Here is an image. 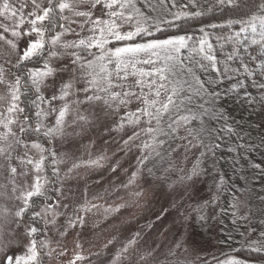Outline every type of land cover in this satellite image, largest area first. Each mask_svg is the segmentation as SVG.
<instances>
[{
  "label": "snow or ice",
  "instance_id": "6c2138e0",
  "mask_svg": "<svg viewBox=\"0 0 264 264\" xmlns=\"http://www.w3.org/2000/svg\"><path fill=\"white\" fill-rule=\"evenodd\" d=\"M214 11L225 14V24L209 26L220 34L201 27L196 35L184 27ZM230 98L250 111L264 109V0H0V264H44L53 253L59 259L67 249L56 252L51 245L83 230L90 214L102 208L107 219L127 207L87 197L73 201L66 186L73 172L101 168L107 158L74 160L57 143L62 147L81 135L84 125L111 121L106 130L123 134L125 154L140 153L120 188L138 181L169 188L194 184L206 174L203 165L215 156L216 141L235 132L224 107ZM224 183L221 176L217 188ZM129 195L138 203L145 189ZM101 198L98 193L92 200ZM234 200L235 214L240 201ZM208 204L177 211L185 223L206 222ZM21 236L27 238L23 251L10 252ZM141 240L137 231L119 241L110 264H208L190 258L187 238L144 249ZM116 242L109 240L105 249ZM254 243L256 250L264 248V241ZM90 256L77 252L67 264H83ZM221 264L245 262L230 258Z\"/></svg>",
  "mask_w": 264,
  "mask_h": 264
},
{
  "label": "rangeland",
  "instance_id": "374dc122",
  "mask_svg": "<svg viewBox=\"0 0 264 264\" xmlns=\"http://www.w3.org/2000/svg\"><path fill=\"white\" fill-rule=\"evenodd\" d=\"M43 91L46 96L50 95L47 89ZM258 108L261 109L259 106ZM261 111L264 117V109ZM111 126V121L103 119L91 126L84 125L81 135L73 137L62 147L57 143V150L68 153L74 160L86 161L99 156L107 158L102 162L104 166L101 168L81 167L73 172V179L66 185L72 189L70 195L73 201L82 202L87 197L92 203L104 206L112 205L113 207L126 204L127 207L121 208L118 213L107 214V219H105L106 214L102 208L98 212L90 214L83 230L77 228L69 231L66 236L60 238L58 244L54 242L51 245L56 249V252L66 248V254L57 259L53 253L51 259L45 258L44 264H67V261L71 260L77 252H82L86 257H89L90 254L100 253L99 256L91 255L90 260L83 264H110L112 255L120 247L119 241L137 231L142 236L139 245L141 249L149 246L155 247L157 244L166 246L174 238H187L191 259L200 257L207 261L212 260L218 254L219 226H221V216L226 211L220 205L222 187L218 189L216 185L221 174L214 157L211 155L207 157L203 165L207 170L206 174H202L194 184L191 182L177 183L173 188H169L166 183L145 184L143 181H138L136 187L126 190L119 186L127 183L131 172L136 169V157L140 153L133 149L125 154L122 143L123 134L107 131L106 129ZM260 127L264 131V123ZM123 138L127 137L123 136ZM195 155H199V153L196 152ZM188 160V167H190L193 153L188 154ZM176 162L178 165L180 164L178 158ZM116 164L119 165L117 170L111 171V167ZM66 167L67 165L62 166V169H66ZM179 175V172L174 173L171 180H177ZM140 187L145 189V195L139 199L138 203H135V197L130 196L129 193L138 191ZM113 189L118 190L113 191ZM105 190L110 195H103ZM243 190H245L243 195H240L237 190L229 195V209L233 218L244 216L249 210V205L255 202L253 192H249L247 187ZM98 193L102 195V198L92 200V197ZM234 196H238L240 201L235 214L232 207L235 203ZM213 198H215L214 203L212 202ZM205 201L209 202L204 212V215L208 217L206 222L199 220L190 223L183 222L177 207L200 204ZM149 224L151 227H148ZM20 231L22 233L23 229ZM81 231L82 234H80ZM114 237L117 242L105 249L104 245ZM25 243H27V238L21 236L20 246H14L9 251L18 254L23 251ZM77 243L81 244L82 248H77ZM4 255L5 252L0 251V261ZM76 264H82V262L77 261Z\"/></svg>",
  "mask_w": 264,
  "mask_h": 264
},
{
  "label": "trees",
  "instance_id": "16d2710c",
  "mask_svg": "<svg viewBox=\"0 0 264 264\" xmlns=\"http://www.w3.org/2000/svg\"><path fill=\"white\" fill-rule=\"evenodd\" d=\"M178 2L183 4L187 0H178ZM199 2L204 5L208 0H199ZM224 15L220 11L206 12L203 16L189 19L184 27L188 32L196 35H199L201 27L211 31L213 35L220 34L222 29H211L209 26L225 24ZM171 31L174 30H168ZM165 34L167 33L157 35ZM224 107L232 118L230 123L235 132L231 135L223 133L224 138L216 141L219 147L215 149L213 157L225 181L220 194V205L226 211L221 216V226H219L218 254L212 257L208 264H221L230 258L244 261L245 264H264V248L256 250L259 244L254 243L264 241V237L261 236V233H264V199H260L264 197V171H262L264 170V131L260 127L264 123V117L258 106L255 111H250L247 106H242L231 98L224 101ZM254 164H259L261 168L256 169L253 167ZM245 187L249 192H253L255 202L249 205L247 212L249 215L246 219L236 216L233 218L229 209V195L235 193L237 188Z\"/></svg>",
  "mask_w": 264,
  "mask_h": 264
}]
</instances>
